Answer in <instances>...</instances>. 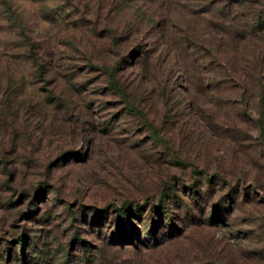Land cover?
I'll list each match as a JSON object with an SVG mask.
<instances>
[{
	"label": "rangeland",
	"instance_id": "rangeland-1",
	"mask_svg": "<svg viewBox=\"0 0 264 264\" xmlns=\"http://www.w3.org/2000/svg\"><path fill=\"white\" fill-rule=\"evenodd\" d=\"M0 264H264V0H0Z\"/></svg>",
	"mask_w": 264,
	"mask_h": 264
},
{
	"label": "trees",
	"instance_id": "trees-1",
	"mask_svg": "<svg viewBox=\"0 0 264 264\" xmlns=\"http://www.w3.org/2000/svg\"><path fill=\"white\" fill-rule=\"evenodd\" d=\"M19 239H21V242L19 241V243H21V245H22V247H21V250L23 251V246H24V238L23 237H21V238H19Z\"/></svg>",
	"mask_w": 264,
	"mask_h": 264
}]
</instances>
